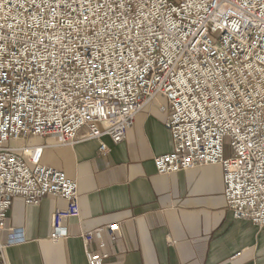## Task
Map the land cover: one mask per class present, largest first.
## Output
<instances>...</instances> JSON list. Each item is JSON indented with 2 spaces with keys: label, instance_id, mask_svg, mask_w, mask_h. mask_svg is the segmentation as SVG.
<instances>
[{
  "label": "built area",
  "instance_id": "obj_1",
  "mask_svg": "<svg viewBox=\"0 0 264 264\" xmlns=\"http://www.w3.org/2000/svg\"><path fill=\"white\" fill-rule=\"evenodd\" d=\"M160 95L173 150L156 172L221 164L227 208L264 227V0H0V264L14 201L65 199L54 242L80 214L78 182L42 162L46 146L121 142ZM103 229L121 237L109 223L83 232L85 248L105 246Z\"/></svg>",
  "mask_w": 264,
  "mask_h": 264
},
{
  "label": "crops",
  "instance_id": "obj_2",
  "mask_svg": "<svg viewBox=\"0 0 264 264\" xmlns=\"http://www.w3.org/2000/svg\"><path fill=\"white\" fill-rule=\"evenodd\" d=\"M168 115L160 95L136 114L121 142L104 135L46 146L42 162L77 180L80 214L65 221L68 236L54 242L52 215L65 199L14 201L1 233L8 264H89L87 251L108 252L106 264H264V227L227 208L221 164L156 172L153 158L173 150ZM113 222L120 224L118 240L103 229L105 246L95 240L85 248L83 232ZM12 231L24 239L11 243Z\"/></svg>",
  "mask_w": 264,
  "mask_h": 264
}]
</instances>
